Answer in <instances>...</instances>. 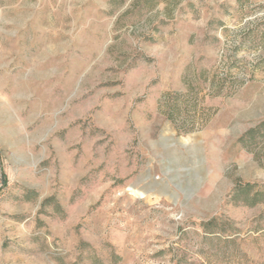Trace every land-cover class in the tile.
Returning a JSON list of instances; mask_svg holds the SVG:
<instances>
[{
	"label": "rangeland",
	"instance_id": "374dc122",
	"mask_svg": "<svg viewBox=\"0 0 264 264\" xmlns=\"http://www.w3.org/2000/svg\"><path fill=\"white\" fill-rule=\"evenodd\" d=\"M0 264H264V0H0Z\"/></svg>",
	"mask_w": 264,
	"mask_h": 264
}]
</instances>
